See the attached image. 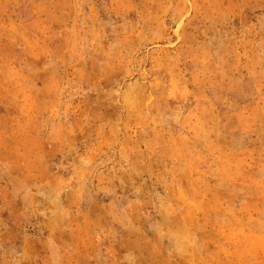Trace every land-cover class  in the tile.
<instances>
[{"label":"rangeland","instance_id":"374dc122","mask_svg":"<svg viewBox=\"0 0 264 264\" xmlns=\"http://www.w3.org/2000/svg\"><path fill=\"white\" fill-rule=\"evenodd\" d=\"M0 264H264V0H0Z\"/></svg>","mask_w":264,"mask_h":264}]
</instances>
